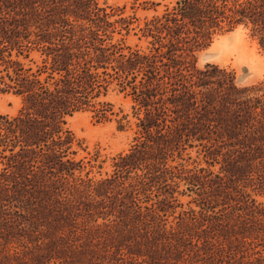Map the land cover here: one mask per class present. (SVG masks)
Wrapping results in <instances>:
<instances>
[{
  "label": "trees",
  "instance_id": "trees-1",
  "mask_svg": "<svg viewBox=\"0 0 264 264\" xmlns=\"http://www.w3.org/2000/svg\"><path fill=\"white\" fill-rule=\"evenodd\" d=\"M136 20L135 16L125 15L123 8L102 0H0V92L22 98L16 115L0 116V191H12L6 199L28 211L31 203L53 208L56 201L68 206L71 198L82 195L112 201L116 190H124L132 202L123 199V207L115 205L108 214L115 219L102 226L106 234L96 233L93 239H104V251L114 248V253L120 254L125 246L132 257L148 255L155 264V231L164 243L185 238L182 232L167 228L160 213H165L166 207L155 211L154 206L141 205L138 198L139 193L151 190L157 178L155 149L160 146L152 129L160 125L162 114L151 112L160 94L156 88L166 78L172 81L170 103L187 118L173 131L171 138L176 144L183 134L203 140L205 132L216 127L225 145L249 148L250 152H245L248 160L261 158L257 153L260 144L256 143L261 136L255 128L256 123L264 125V94L240 98L248 91H264V86L238 88L232 79L231 90L219 94L221 99L203 92L204 99L199 100L201 91L196 88H205L214 81L210 80L212 72L197 68L195 52L201 42L209 45L215 35L241 25L250 28L264 51V0H176L145 20L141 30L142 36L152 38L149 52L125 46L124 38L115 39L116 34L129 32ZM163 66L165 75L160 74ZM140 73L143 76L138 80ZM187 76L191 77L189 83L183 81ZM111 87L132 96L146 115L138 118L140 135L135 137L129 153L119 154L113 173L84 183L76 174L81 168L71 158L79 142L67 121L87 110L99 120H109L113 104L98 98ZM199 106L203 112L197 121L190 122L191 111L197 112ZM259 107L261 113L257 112ZM128 123L127 115H123L120 129ZM143 169H147L142 175L148 181L128 183L130 173ZM252 200V214L247 211L249 217L242 218L241 238L236 236V240L243 246L248 244L245 247L253 252L246 255L241 250L234 264H264V207ZM58 211L61 214L62 210ZM190 220L197 222V217L191 216ZM171 234L178 236L176 240ZM10 240L14 239L7 242ZM224 262L228 261L221 259L218 264ZM1 264H8L6 257Z\"/></svg>",
  "mask_w": 264,
  "mask_h": 264
},
{
  "label": "rangeland",
  "instance_id": "rangeland-1",
  "mask_svg": "<svg viewBox=\"0 0 264 264\" xmlns=\"http://www.w3.org/2000/svg\"><path fill=\"white\" fill-rule=\"evenodd\" d=\"M175 1L102 0L103 3L123 8L125 15L137 18L129 32L124 30L116 34L115 39L124 38L125 46L146 52L151 50L152 38L142 36L141 28L145 20ZM206 43L201 42V48L195 52L196 66L212 72L210 80L214 82L205 88H196L201 91L198 94L199 100L204 99V93L219 98V94L226 95L231 90L232 79L238 88L264 86V51L251 35L250 28L241 25L233 31L215 35L209 45ZM208 63L211 66H206ZM160 74H166L164 66L160 68ZM142 76L140 73L138 80ZM190 78L187 76L183 81L188 82ZM171 83L166 78L163 85L156 88L160 94L155 97V107L151 112L162 114L160 125L152 129L155 141L160 146L155 149L154 170L157 178L151 190L146 194L139 193L138 198L141 205L154 206L155 211L159 207H166L167 211L160 213L167 228L172 227L173 232H182L185 238L173 241V244L167 241L164 243L162 235L155 231V264H218L221 259L234 264L239 260L241 250L247 252L246 255L253 252L245 247H249L248 244L243 246L236 240V236L241 238L239 232L242 231V218L249 217L247 211L252 214L249 208L253 207L252 199L256 201L255 205L264 207V125L256 123L255 130L261 136L256 142L260 144L257 153L262 156L256 161L248 160L245 156V152H250L249 148L235 149L225 145L216 127L210 133L205 132L203 140L183 134L182 141L176 144L171 138L173 131L187 118L170 103L173 93ZM263 94L264 91H248L241 94L240 100L246 96ZM98 101L113 104L114 112L112 115L109 113V120H99L93 111L87 110L75 113L67 121V126L79 142V145L74 146L77 152L71 158L81 168L76 174L84 183L90 179L97 181L107 178L113 173L119 154L129 153L135 137L140 135L138 118L146 115V110H139L132 96L113 87ZM21 107L20 96L12 92H0V116L16 115ZM261 110L259 107L257 112L261 113ZM202 112L200 106L197 112L192 110L190 122L197 121ZM123 115H127L129 123L120 129V118ZM162 127V136H159ZM228 169L234 172L229 173ZM146 171H133L128 183H138L142 179L148 181L142 175ZM149 172H153V169ZM116 191L112 201L82 195L71 198L68 206L56 201L52 203L53 208L31 203L27 211L14 207L13 202L6 199L12 191L1 190L0 204L4 206H0V264L4 257L8 264H153L148 255L132 257L125 246L120 254L114 253V248L110 252L104 251V239H93L96 233L106 234V228L102 226L104 222L115 219L114 215L108 216L115 205L123 207V199L132 202L124 190ZM172 196L177 201H172ZM59 209L62 210L61 214ZM194 215L197 222L190 220ZM98 224H101L99 229ZM170 237L176 240L178 236L171 234ZM9 238L14 240L8 243ZM208 247L211 249L208 250ZM85 249L89 251L83 253Z\"/></svg>",
  "mask_w": 264,
  "mask_h": 264
},
{
  "label": "bare ground",
  "instance_id": "bare-ground-1",
  "mask_svg": "<svg viewBox=\"0 0 264 264\" xmlns=\"http://www.w3.org/2000/svg\"><path fill=\"white\" fill-rule=\"evenodd\" d=\"M209 57H210V55H209Z\"/></svg>",
  "mask_w": 264,
  "mask_h": 264
}]
</instances>
